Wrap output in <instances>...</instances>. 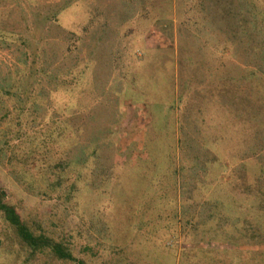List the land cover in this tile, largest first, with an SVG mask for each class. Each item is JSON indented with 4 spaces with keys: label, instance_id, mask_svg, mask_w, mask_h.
<instances>
[{
    "label": "rangeland",
    "instance_id": "rangeland-1",
    "mask_svg": "<svg viewBox=\"0 0 264 264\" xmlns=\"http://www.w3.org/2000/svg\"><path fill=\"white\" fill-rule=\"evenodd\" d=\"M0 0V264H264V0Z\"/></svg>",
    "mask_w": 264,
    "mask_h": 264
},
{
    "label": "trees",
    "instance_id": "trees-1",
    "mask_svg": "<svg viewBox=\"0 0 264 264\" xmlns=\"http://www.w3.org/2000/svg\"><path fill=\"white\" fill-rule=\"evenodd\" d=\"M262 1V0H261ZM260 0H253L248 4L249 14L251 19H254V23H259L260 17L264 13H258L255 6ZM247 3L248 0H239V5L244 6V13L234 14L238 20L244 23L251 21L247 16ZM7 195L3 189L0 188V216L9 225V227L15 232L16 236L19 238L20 243L24 249H27L30 254L35 255L39 252H50L53 256L61 260H74L71 250L65 246L62 241H58L55 238L45 234L44 232L37 233L31 226H29L21 217L20 213L16 207L6 200ZM80 264H84L81 261Z\"/></svg>",
    "mask_w": 264,
    "mask_h": 264
}]
</instances>
